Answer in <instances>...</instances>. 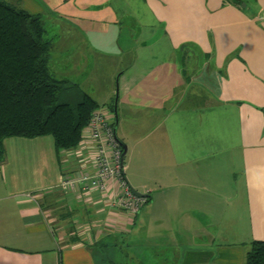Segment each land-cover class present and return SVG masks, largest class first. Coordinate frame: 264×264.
Wrapping results in <instances>:
<instances>
[{
  "label": "crops",
  "instance_id": "obj_1",
  "mask_svg": "<svg viewBox=\"0 0 264 264\" xmlns=\"http://www.w3.org/2000/svg\"><path fill=\"white\" fill-rule=\"evenodd\" d=\"M47 5L74 23L59 71L118 120L125 181L147 200L132 217L60 187L92 171L90 140L8 137L0 264L245 263L264 240V0Z\"/></svg>",
  "mask_w": 264,
  "mask_h": 264
},
{
  "label": "trees",
  "instance_id": "obj_2",
  "mask_svg": "<svg viewBox=\"0 0 264 264\" xmlns=\"http://www.w3.org/2000/svg\"><path fill=\"white\" fill-rule=\"evenodd\" d=\"M37 14L0 0V162L4 140L51 135L56 149L76 147L99 107L76 79L50 71V41ZM243 264H264L254 240Z\"/></svg>",
  "mask_w": 264,
  "mask_h": 264
},
{
  "label": "built area",
  "instance_id": "obj_3",
  "mask_svg": "<svg viewBox=\"0 0 264 264\" xmlns=\"http://www.w3.org/2000/svg\"><path fill=\"white\" fill-rule=\"evenodd\" d=\"M102 108L95 110L81 131V141L90 140L93 149V169L79 174L62 177L60 187L64 190L95 191L108 197V207L121 208L130 216L140 210L147 198L132 194L128 182L125 181L121 161V146L115 140L113 119ZM110 182V183H109Z\"/></svg>",
  "mask_w": 264,
  "mask_h": 264
},
{
  "label": "rangeland",
  "instance_id": "obj_4",
  "mask_svg": "<svg viewBox=\"0 0 264 264\" xmlns=\"http://www.w3.org/2000/svg\"><path fill=\"white\" fill-rule=\"evenodd\" d=\"M6 3H8L10 6H12L15 9H25L27 11H29L30 13L33 14H37L40 17V21L43 25V28L45 30V39L50 41V56L53 55V57H51V59L49 60V66H50V71H53L55 74H57V76L59 75H63V73H61L60 70V65L62 63H65V60H63V54L61 52H63L64 50H68L70 47H72L73 41L76 40V36H72V37H67L65 35V31L66 28H69L70 22L66 20L67 18H62L59 15L56 14H52L53 11L51 12L50 8H48L49 6L47 5V1L48 0H3ZM71 25L73 27L74 23L71 22ZM64 34V35H62ZM76 54H71L69 57L72 58V56H74ZM69 71H66V73L64 74L69 75ZM63 75V76H64ZM67 78H73L72 76H67ZM100 108V107H99ZM111 119L113 118L112 115L110 116ZM113 124H114V120H113ZM1 173V171H0ZM1 181V178H0ZM6 193V192H5ZM2 204V202H0V205ZM64 211L63 209H58L57 212L59 213V215L61 214L60 212ZM66 217V215H65ZM68 228L71 229V223H68ZM54 235H56L58 237V232L54 229ZM250 249V248H249ZM104 255H108V249L103 250ZM100 255V254H98ZM103 254H101V258H102ZM104 258V257H103ZM105 261L101 260L106 264V261L108 262V260H106V257L104 258ZM119 261V260H118ZM121 262V261H120ZM118 262V264L120 263ZM109 263V262H108Z\"/></svg>",
  "mask_w": 264,
  "mask_h": 264
},
{
  "label": "water",
  "instance_id": "obj_5",
  "mask_svg": "<svg viewBox=\"0 0 264 264\" xmlns=\"http://www.w3.org/2000/svg\"><path fill=\"white\" fill-rule=\"evenodd\" d=\"M115 105L117 104V96H118V93H117V90H116V93H115ZM114 105V106H115ZM117 125H118V120L115 118L114 120V124H113V132H114V137H115V140L118 142V144L121 146V161H122V164H124V155L126 154L127 152V145L123 143V141L118 138V135H117V132L115 131L117 129ZM126 179V177H125ZM128 186L132 192V194H134L135 196H138V197H146V194H143V193H139L135 188H133L129 183H128Z\"/></svg>",
  "mask_w": 264,
  "mask_h": 264
}]
</instances>
